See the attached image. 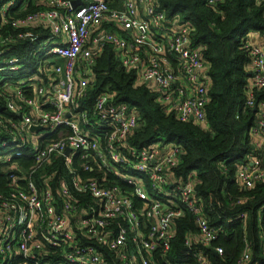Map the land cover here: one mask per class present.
I'll list each match as a JSON object with an SVG mask.
<instances>
[{
    "label": "built area",
    "instance_id": "obj_1",
    "mask_svg": "<svg viewBox=\"0 0 264 264\" xmlns=\"http://www.w3.org/2000/svg\"><path fill=\"white\" fill-rule=\"evenodd\" d=\"M26 1L0 4V23L13 30L0 35V166L8 177L0 194V264H114L103 248L119 264H174L175 220L186 214L195 226L183 242L187 256L213 264L204 249L223 255L213 244L219 230L203 211L195 171L176 174L181 146L129 144L143 126L137 110L110 92L88 96L95 58L110 46L166 112L203 124L208 65L190 24L167 17L157 0H121L120 8L105 0H37L43 9L21 14ZM249 35L245 105L256 116L252 152L235 172L241 189L264 182V99L257 98L264 35L254 44ZM18 43L22 52L13 54ZM258 227L264 248L260 218ZM250 259L246 248L232 264Z\"/></svg>",
    "mask_w": 264,
    "mask_h": 264
},
{
    "label": "trees",
    "instance_id": "obj_2",
    "mask_svg": "<svg viewBox=\"0 0 264 264\" xmlns=\"http://www.w3.org/2000/svg\"><path fill=\"white\" fill-rule=\"evenodd\" d=\"M4 1L0 0V4ZM105 1L112 8L121 7V0ZM157 7L167 17L190 24L192 43L201 47L209 80L205 122L180 121L166 112L157 100V92L150 84L136 82L135 71H127L110 46H105L95 58L88 96L94 99L99 93L110 92L115 103L137 110L143 126L129 136V144L145 147L161 139L181 146L183 153L176 174L185 178L195 171L203 211L209 223L219 230L213 244L223 248V255L218 257L204 249L213 264H232L246 248L251 252L249 264H264L258 227L259 218L264 225V182L241 189L235 177L238 163L253 149L248 132L256 113L245 105L249 57L244 45L250 33L264 35V4L260 0H221L214 4L209 0H157ZM43 8L37 0H27L21 14ZM8 30L13 31L0 23V35ZM21 48L20 43L15 44L12 53L21 54ZM257 98L264 99V90L258 91ZM16 160L24 166L31 163L23 158ZM7 191V169L0 166V194ZM175 222L170 256L174 264L185 259L191 263L183 242L188 232L195 231L193 218L186 214ZM101 250L119 264L112 252ZM9 264H18V259Z\"/></svg>",
    "mask_w": 264,
    "mask_h": 264
},
{
    "label": "crops",
    "instance_id": "obj_3",
    "mask_svg": "<svg viewBox=\"0 0 264 264\" xmlns=\"http://www.w3.org/2000/svg\"><path fill=\"white\" fill-rule=\"evenodd\" d=\"M263 36H261L259 33L258 34H250L249 35V43L250 44H254V43H257L260 41V39L262 38Z\"/></svg>",
    "mask_w": 264,
    "mask_h": 264
},
{
    "label": "water",
    "instance_id": "obj_4",
    "mask_svg": "<svg viewBox=\"0 0 264 264\" xmlns=\"http://www.w3.org/2000/svg\"><path fill=\"white\" fill-rule=\"evenodd\" d=\"M75 3H78V0H76V1L74 2V4H75ZM252 110H253L254 112L256 111L255 108H253Z\"/></svg>",
    "mask_w": 264,
    "mask_h": 264
}]
</instances>
